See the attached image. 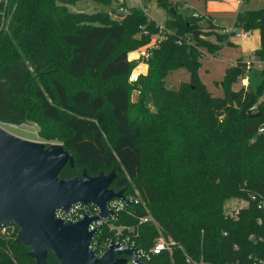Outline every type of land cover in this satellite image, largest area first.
<instances>
[{
  "label": "trees",
  "instance_id": "1",
  "mask_svg": "<svg viewBox=\"0 0 264 264\" xmlns=\"http://www.w3.org/2000/svg\"><path fill=\"white\" fill-rule=\"evenodd\" d=\"M72 1L0 0V124L30 121L41 140L52 130L50 123L60 124V143L73 158V166L65 165L60 177L77 176L82 169L90 176L114 170L110 187L123 188L127 195L135 186L141 201L130 199L112 223L129 226L131 230L123 228L119 236L128 235L136 247L147 248L161 234L209 264L233 259L252 264L251 256L264 257V242L247 238L251 233L264 236V227L255 223L261 212L248 205L231 219L222 210L228 197L243 196L245 189L264 190V135L256 133L264 120V100L248 111L264 89V78L252 90L227 94L251 68L237 59L218 83L223 95L214 97L197 77L199 47L215 55L231 44L228 38L235 29L258 31L252 55L264 60V5L237 10L232 26L219 28L226 31L220 40L213 32L217 26L209 21L206 28L212 29L213 41L197 36L191 43L176 44L174 37L199 27L190 16L176 12L169 0H153L169 14L162 23L173 34L160 39L142 61L147 73L136 80L147 82V87L131 102L130 87L115 79L134 68L128 49L148 42L156 25L136 7L119 21L89 23L83 13L67 9L65 3ZM139 25L146 34L139 32ZM132 32L139 34L134 37ZM173 65L187 69L185 89L163 86ZM90 79L106 86L94 91L85 83ZM162 153L166 163L158 161ZM141 217L147 219L139 222ZM112 233L103 225L94 240L100 244L115 239ZM0 245L6 252L0 251V264L34 263L28 248L12 238L1 239ZM13 248L27 251L12 255L8 249ZM44 264L59 263L48 252ZM147 264L185 263L180 251L173 250L152 256Z\"/></svg>",
  "mask_w": 264,
  "mask_h": 264
},
{
  "label": "water",
  "instance_id": "2",
  "mask_svg": "<svg viewBox=\"0 0 264 264\" xmlns=\"http://www.w3.org/2000/svg\"><path fill=\"white\" fill-rule=\"evenodd\" d=\"M197 37L199 30L191 32ZM73 158L61 144H45L17 136L0 125V227L14 225L13 242L28 248L33 264H44L50 252L59 264H141L133 247L109 240L106 250L94 256L89 244L96 228L87 229L97 217L86 214L76 221H62L55 210L81 203H92L99 217L115 212L107 207L112 199L125 205L130 199L123 188L110 187L114 170L90 176L84 169L74 177L58 175Z\"/></svg>",
  "mask_w": 264,
  "mask_h": 264
},
{
  "label": "rangeland",
  "instance_id": "3",
  "mask_svg": "<svg viewBox=\"0 0 264 264\" xmlns=\"http://www.w3.org/2000/svg\"><path fill=\"white\" fill-rule=\"evenodd\" d=\"M172 5L175 6L176 12L180 13L183 16H190L191 22H194L196 26L199 28L195 30H199L200 33L197 35L198 37H204L210 39L211 41L214 40V35L210 33H217V40L222 39V34L226 31L219 29L221 26L230 25V17L228 12L225 11V8L228 6L223 5H230V1H213L208 0V6L210 7V11L204 10V3L203 0H169ZM264 5V0H256ZM121 0H108L104 3L96 2L94 0H74L72 3H65V6L68 10L83 13L85 19L90 21L89 23H96L102 22L104 19H111L115 21H119L123 16L124 13L119 11V8L123 6L121 4ZM261 5V6H262ZM248 5L244 4L242 6L243 9H255V8H248ZM127 8V7H126ZM192 8L197 10L199 13L192 11ZM258 8V7H257ZM215 10V11H214ZM211 12V13H209ZM142 13L146 21H151L152 25H156V23H162L165 19L169 18V14L167 11L160 7L159 5L155 4L153 0L148 2V5L143 9ZM208 15L212 18L213 23L208 17ZM188 18V17H187ZM216 19V20H215ZM85 20V21H86ZM212 23L217 26L214 28L213 32L212 29L206 28L207 23ZM143 25H139V32L141 31L143 34H146L147 29L144 30ZM236 34L229 36V41L231 42L230 45L223 46L220 50H218L217 54H213L212 49H206L205 47H199V51L201 55L199 57L200 65L197 69V77L199 82L203 85L206 92H208L211 96H222L223 95V88L218 84L221 80L224 69L230 65H233L235 62L236 64L238 61L240 62L246 61L251 57V54L254 49L258 47L257 39H256V29H252L251 33L248 34L246 38H240L239 29H236ZM246 31V30H245ZM139 32H132L131 36L137 37ZM248 32V30H247ZM204 34V35H203ZM183 35V34H182ZM191 35V34H190ZM159 39H163V35L156 30V32L150 33L149 41L136 47L135 49H128L127 57L128 59H133L136 64L134 68L130 71V73L122 76L121 78L115 79V82L121 83L126 87H130V101L135 102L140 94V89L147 87V82H141L137 79L138 74H146L147 73V65L143 63L145 59L139 56L138 52L143 46L149 44L151 48H154L158 45L157 41ZM191 42H193V37L191 35ZM127 46H130V42L125 41ZM198 49V47H197ZM151 50V49H150ZM256 59V57L254 58ZM259 63L254 61L251 64L250 70L242 79H237L231 86L230 89L226 91V93L231 94L232 90H237L242 88L243 90L246 89H254L256 84L261 79L263 68H260L258 65ZM134 74L136 76L134 77ZM189 80V73L185 67L173 65L170 70H168L163 79V86L165 88L176 90L179 89L181 86L183 89L187 87ZM39 81V80H38ZM37 81V82H38ZM85 81V80H84ZM86 84L92 85L94 91H99L100 89L104 88L106 84L99 82L96 79H90L85 81ZM149 111L152 110L151 106L147 105ZM1 125V124H0ZM7 131L20 136L22 138L30 139L33 141L43 142L45 144H53V143H60V137L64 134V129L60 124L50 123L52 130L50 132H44V136L46 138L39 139L34 131V126L32 123H25L24 125L18 126L13 128L11 126H3ZM155 144V142H154ZM153 144V145H154ZM144 157H147V154H144ZM160 163H166L165 153L161 154L158 158ZM129 183L134 186L135 182L129 180ZM131 200L136 199L137 203L141 200L138 197L137 189L135 186L133 187V193H129L126 195ZM235 203V197L231 196L225 199L223 205H231ZM116 227V229H114ZM125 228L126 231L131 230L129 226L112 223L111 231L113 232L112 235L115 237L116 234L121 233V228ZM120 230V232H119ZM17 232V228H16ZM15 232V234H16ZM161 236V234L159 235ZM1 246V245H0ZM3 246H6V244ZM0 251L6 254L5 250L0 247ZM8 251L13 255H19L27 250L23 248H13L8 249ZM24 264H27L24 262Z\"/></svg>",
  "mask_w": 264,
  "mask_h": 264
},
{
  "label": "built area",
  "instance_id": "4",
  "mask_svg": "<svg viewBox=\"0 0 264 264\" xmlns=\"http://www.w3.org/2000/svg\"><path fill=\"white\" fill-rule=\"evenodd\" d=\"M121 2L123 6L119 8V11L124 13V15L128 12V9L130 7H136L143 11V9L148 5V3L145 4L144 0H121ZM156 27H157V30L163 35V37H165L166 35L173 34V32L165 28L163 23H156ZM234 34L238 35L237 33H234ZM239 35L245 36L247 35V31L243 30L241 31ZM191 40L192 39L189 33H185L183 35H178L174 37V42L176 44L191 43ZM158 42L159 41H157V43ZM140 49L142 50L138 52L139 56L146 59L150 53L151 47L149 46V44H147L146 46H143ZM254 58L255 56L251 55V57L248 60L243 61V63L247 69L249 65L251 66L253 60L258 62L259 63L258 65L260 66V68H263L262 69L263 73L261 77L264 78V60H260L257 57L256 59ZM262 100H264V89L262 93L258 96L257 100L252 105L249 106L248 111L252 113L254 110H256V105ZM24 124L25 123H18V124L4 123V126H11L13 128H16ZM32 125L34 126L33 132H35V135L37 136L36 124L32 123ZM256 133L264 135V120H262L257 125ZM243 191H244L243 196L239 195L235 197L234 204L223 205L222 210H223L224 217L231 218V219L236 218L240 210L246 208L248 205H252L255 209L261 212V215H258L255 217V223L259 226L264 227V190L263 191H251V190L245 189ZM133 202H137V200L134 199ZM124 205L125 204L119 199L110 200L107 203V207L111 209L113 212H115V215L109 216L107 219H103L99 217L98 209L92 203H89L87 205H83L81 203H75L71 205L67 211H64L63 209H57L55 210V217L60 218L62 221H67V220L76 221L82 218V216L85 214L90 217L95 216L97 217V219L91 222L88 225L87 229L96 228V232H95L96 234L97 231L99 230V227L103 225H106L107 229L111 231L112 220L115 218L117 212L120 209H122ZM146 219L147 217H141L139 218V222L145 221ZM114 229H116V227H114ZM121 229H123V227ZM95 234L93 235L91 239L89 248L93 250L94 256H99L106 250L109 239H107L104 243L99 244L96 240H94ZM120 234L121 233L116 234L115 239H111V240L119 241L126 247H133L134 255L136 258L140 260L141 264H147L152 256L162 251L171 253L173 250L180 251L182 255V260L185 264H209L208 262L204 261L201 257L196 258L190 255L189 253L185 252L181 244L178 241L172 239L171 237H168V236L163 237L161 235L155 238L154 241L151 243V245H149L147 248H138L134 245L133 241L130 240L128 235H125L120 238L119 236ZM223 234H225V232H223ZM13 235H14V229L10 225H3L0 227V237L2 239H8L10 237H13ZM247 238L248 240L253 241V242H264V236H260V235L255 236L252 233L249 234ZM233 249H236L235 245H233ZM250 256L251 255H249V257ZM251 258H252V264H264V257L253 255L251 256ZM127 264H138V263L128 260ZM224 264H240V263L237 259H233V260H229L225 262Z\"/></svg>",
  "mask_w": 264,
  "mask_h": 264
},
{
  "label": "crops",
  "instance_id": "5",
  "mask_svg": "<svg viewBox=\"0 0 264 264\" xmlns=\"http://www.w3.org/2000/svg\"><path fill=\"white\" fill-rule=\"evenodd\" d=\"M213 1H218V0H213ZM223 1H227V0H223ZM229 1H230V5H226V3L223 4L225 6H228L227 8H225V11L228 12V14H229L230 17H232V18H230V23H231L230 25L221 26V27H225V28H230L232 26V22H233L234 15H235L236 11L239 10V9H241L244 4L248 5L247 6L248 8H257V7H260L262 5L261 2L256 1V0H229ZM203 3H204V10L210 11V7L208 6V3H209L208 0H203ZM192 11H195V12L199 13L194 8H192ZM209 13H211V12H209ZM199 14H201V13H199ZM208 17H210V16L208 15ZM210 19H211V21L213 23V20H212L211 17H210ZM236 31L237 30L235 29V33H236ZM241 31H243V30L242 29H239V32H241ZM255 31H256V39H257V44H258L259 43L258 31L257 30H255ZM249 33H251V30L247 32V35L240 36V38H246Z\"/></svg>",
  "mask_w": 264,
  "mask_h": 264
},
{
  "label": "flooded vegetation",
  "instance_id": "6",
  "mask_svg": "<svg viewBox=\"0 0 264 264\" xmlns=\"http://www.w3.org/2000/svg\"><path fill=\"white\" fill-rule=\"evenodd\" d=\"M13 229H15V226L14 225H10ZM14 236H15V233H14V235H13V237H10V238H12V239H14ZM2 238L0 237V240H1Z\"/></svg>",
  "mask_w": 264,
  "mask_h": 264
},
{
  "label": "bare ground",
  "instance_id": "7",
  "mask_svg": "<svg viewBox=\"0 0 264 264\" xmlns=\"http://www.w3.org/2000/svg\"><path fill=\"white\" fill-rule=\"evenodd\" d=\"M136 76V74H134V77Z\"/></svg>",
  "mask_w": 264,
  "mask_h": 264
}]
</instances>
